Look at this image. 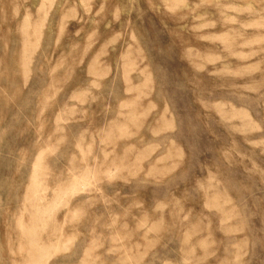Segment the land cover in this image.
Wrapping results in <instances>:
<instances>
[{
  "label": "rangeland",
  "instance_id": "rangeland-1",
  "mask_svg": "<svg viewBox=\"0 0 264 264\" xmlns=\"http://www.w3.org/2000/svg\"><path fill=\"white\" fill-rule=\"evenodd\" d=\"M42 1L0 0V264H264V0Z\"/></svg>",
  "mask_w": 264,
  "mask_h": 264
},
{
  "label": "bare ground",
  "instance_id": "bare-ground-1",
  "mask_svg": "<svg viewBox=\"0 0 264 264\" xmlns=\"http://www.w3.org/2000/svg\"><path fill=\"white\" fill-rule=\"evenodd\" d=\"M43 1H44V0H43ZM43 1H42V2H43ZM45 1H46V0H45ZM47 2H48V1H47ZM47 2H46V3H47ZM43 4H44V3H43ZM40 5H41V4H40ZM43 8H45V7H43ZM39 10H40V9H39ZM43 10H44V9H43ZM44 11H45V10H44ZM40 12H41V11H40ZM43 19H44V18H43ZM24 24H25V23H24ZM42 24H43V23H42ZM25 25H26V24H25ZM34 26H35V25H34ZM26 27H27V26H26ZM26 27H25V28H26ZM29 27H33V26H29ZM36 27H37V26H36ZM41 28H42V27H41ZM22 29H23V27H22ZM27 30H29V28H28ZM27 30H26V31H27ZM35 30H36V29H35ZM41 31H42V30H41ZM22 33H23V31H22ZM37 33H38V32H37ZM41 33H42V32H41ZM34 34H35V33H33V36H34ZM24 35H25V32H24ZM26 35H27V34H26ZM26 35H25V36H26ZM42 35H43V34H42ZM33 36H32V38H33ZM23 37H24V36H23ZM36 37H37V36H36ZM26 38H27V36H26L25 38H23V39H26ZM29 38L31 39L30 36H29ZM38 39H39V38H38ZM40 39H41V38H40ZM34 40H35V39H34ZM26 41H27V40H25V42H26ZM37 42L39 43V41H36V43H37ZM26 45H27V43H26ZM37 45H38V44H37ZM38 46H39V45H38ZM38 46H37V47H38ZM23 47H24V46H23ZM25 47H26V46H25ZM27 47L29 48V46H27ZM29 49H30V48H29ZM36 49H37V48H36ZM21 50H23V49H21ZM32 51H34V50H32ZM23 52H26V53H27L28 51H26V49H25V50H23ZM23 52H22V55H23ZM20 54H21V53H20ZM32 54H33V52H32ZM29 55H30V54H29ZM25 56H26V55H25ZM30 56H31V55H30ZM30 56H29V57H30ZM20 57H21V56H20ZM22 58H23V57H22ZM24 58H25V57H24ZM21 61H22V60H21ZM24 61H25V60H24ZM29 61H31V59H29ZM28 64H30V63H28ZM26 69H27V68H26ZM28 69H29V68H28ZM32 213H34V212H32ZM35 213H36V212H35ZM35 213H34V214H35ZM42 213H44V211H42ZM42 213L40 214V211H39V215H43ZM37 214H38V213H37ZM39 215H38V217L41 218V216H39ZM34 216H35V215H34ZM34 216H33V214H32V217H34ZM32 217H31V218H32ZM36 219H37V218L35 217V220H36ZM41 219H42V218H41ZM33 220H34V218H33ZM37 220H39V219H37ZM42 221H43V220H42ZM22 224H23V223H22ZM23 225H24V224H23ZM31 225H32V224H31ZM31 225H30V227H32V228L35 230V227H34V226H31ZM54 225H55V224H53V227H55ZM17 226H18V225H17ZM25 226H26V225H25ZM25 226H24V227H25ZM22 227H23V226H22ZM22 227H20V228H22ZM27 227H29V226H27ZM30 227H29V229H31ZM45 227H46V226H45ZM17 228H18V227H17ZM25 228H26V227H25ZM25 228H24V229H25ZM49 228H50V227H49ZM22 229H23V228H22ZM27 229H28V228H27ZM38 229H39V228H38ZM47 229H48V227H47ZM50 229H51V230H48V231H53V230H54V228H53V230H52V228H50ZM18 231H21V232H23L24 234H26V233H25V230L22 231V230L19 229ZM57 231H58V229H57ZM26 232H28V233H27L28 235L31 234V233L29 232V230H28V231L26 230ZM45 232H46V231H45ZM32 233H34V231H33ZM47 233H48V232H47ZM50 233H51V232H50ZM21 234H22V233H21ZM48 234H49V233H48ZM22 235H23V234H22ZM34 235L36 236L37 234L34 233ZM49 235H50V234H49ZM58 235H59V234H58ZM20 236H21V235H20ZM39 236H40V235H39ZM52 236H53V235H52ZM24 237H25V236H24ZM26 237H27V236H26ZM49 237H50V236H49ZM51 238H52V237H51ZM53 238H54V236H53ZM58 238H60V237L58 236ZM22 239H23V237H22ZM28 239H29V238H28ZM30 239L32 240V239H34V238H30ZM30 239H29V240H30ZM56 239H57V238H56ZM31 240H30V241H31ZM35 240H36V239H35ZM49 240H50V239H49ZM21 241H22V240H21ZM23 241H24V240H23ZM36 241H37V240H36ZM39 241H40V240H39ZM39 241H38V242H39ZM42 241H43V240H41L40 242H42ZM47 241H48V240H46V242H47ZM56 241H57V240H56ZM56 241H55V242H56ZM58 241H59V240H58ZM43 242H44V241H43ZM22 243H23V242H22ZM31 243H32V242H31ZM36 243H37V242H36ZM36 243H35V244H36ZM56 243H57V242H56ZM46 244H47V243H46ZM54 244H55V243H54ZM54 244H53V245H54ZM39 245H40V244H39ZM39 245H38V246H39ZM41 245L43 246L44 244H41ZM44 246H45V245H44ZM47 246L50 247V246H52V245H49V242H48V245H46L45 247H42V248L45 249ZM48 247H47V248H48ZM37 248H38V247H37ZM47 248H46V249H47ZM50 248H51V247H50ZM48 249H49V248H48ZM37 251H38V250H37ZM41 251H42V249H41ZM43 252H44V251H43ZM38 255H39V253H38ZM42 255H43V253H42ZM42 255H41V256H42ZM44 255H45V254H44ZM44 255H43V256H44ZM37 258H38V257H37ZM30 259H31V258H30ZM32 259H33V258H32ZM35 263H36V262H35ZM35 263H34V264H35ZM28 264H29V262H28Z\"/></svg>",
  "mask_w": 264,
  "mask_h": 264
}]
</instances>
